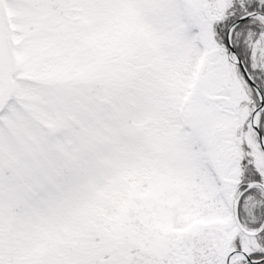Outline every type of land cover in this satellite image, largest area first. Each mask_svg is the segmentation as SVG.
<instances>
[{
	"label": "snow or ice",
	"instance_id": "6c2138e0",
	"mask_svg": "<svg viewBox=\"0 0 264 264\" xmlns=\"http://www.w3.org/2000/svg\"><path fill=\"white\" fill-rule=\"evenodd\" d=\"M0 264H264V0H0Z\"/></svg>",
	"mask_w": 264,
	"mask_h": 264
}]
</instances>
